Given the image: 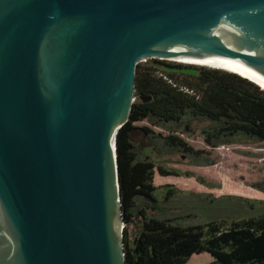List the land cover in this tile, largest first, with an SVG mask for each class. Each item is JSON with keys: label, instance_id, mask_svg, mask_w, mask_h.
<instances>
[{"label": "water", "instance_id": "1", "mask_svg": "<svg viewBox=\"0 0 264 264\" xmlns=\"http://www.w3.org/2000/svg\"><path fill=\"white\" fill-rule=\"evenodd\" d=\"M172 58L264 77V0H0V264H124L115 136Z\"/></svg>", "mask_w": 264, "mask_h": 264}, {"label": "trees", "instance_id": "2", "mask_svg": "<svg viewBox=\"0 0 264 264\" xmlns=\"http://www.w3.org/2000/svg\"><path fill=\"white\" fill-rule=\"evenodd\" d=\"M136 66L134 101L128 121L115 136V154L123 222L124 264H186L193 255L208 253L209 264H264V213L242 216L224 225L223 220L203 224H184L176 218H159L139 208L142 200L156 202L159 188L152 183L154 170L161 177H179L181 172L139 158L133 136L140 133L153 146L179 152L196 160L197 166L213 163L170 130L184 121H203L201 130L206 146L230 145L238 138L264 143V90L249 80L220 69L199 68L196 75L169 73L166 65ZM180 75L183 80L176 81ZM140 96L150 97L143 102ZM146 122L138 127L136 123ZM151 128L167 131L154 134ZM192 177L191 173H183ZM199 180V179H198ZM264 192V181L254 185ZM167 188L164 202L175 198L177 191ZM160 188V189H161ZM249 207V199L226 196ZM262 203V201H258ZM139 218L137 232L129 227L134 215Z\"/></svg>", "mask_w": 264, "mask_h": 264}, {"label": "rangeland", "instance_id": "3", "mask_svg": "<svg viewBox=\"0 0 264 264\" xmlns=\"http://www.w3.org/2000/svg\"><path fill=\"white\" fill-rule=\"evenodd\" d=\"M155 62L159 65L186 66L169 60L154 59L141 61L137 65H155ZM174 78L176 81L183 80L180 75ZM136 125L144 127L147 123L140 122ZM207 125L208 123L203 121H184L177 126L169 125L168 128L194 150L203 151L204 157L213 160L208 166H197L196 160L189 159L185 154L155 148L152 142L140 133L133 136V144L141 160L151 161L155 165L172 168L182 173L179 177H161L155 169L152 183L159 188L156 202L142 200L138 209L142 208L148 215L154 217L176 218L178 222L184 224H203L223 220L224 225H229L242 216H257L264 213V192L254 187L255 184L264 181V143L238 138L230 145L210 148L205 145L201 135V130ZM151 129L154 134H168L167 131L159 128ZM183 173H191L193 176L188 177ZM166 185L173 187L177 194L175 198L164 202L162 196L167 188L161 187ZM226 196L253 201L251 209L236 201L223 199ZM138 226L139 218L135 212L134 224L128 229L131 236L137 232ZM211 260L208 253H201L193 255L186 264H209Z\"/></svg>", "mask_w": 264, "mask_h": 264}, {"label": "bare ground", "instance_id": "4", "mask_svg": "<svg viewBox=\"0 0 264 264\" xmlns=\"http://www.w3.org/2000/svg\"><path fill=\"white\" fill-rule=\"evenodd\" d=\"M169 61L181 63L185 65H192L197 67H204V68H211V69H221L224 71H229L231 73H236L242 77H245L249 81H252L254 84H257L262 90H264V77L256 74L253 71H250L247 68L234 66V65H219V64H212V63H199L194 61L183 60L179 58H172Z\"/></svg>", "mask_w": 264, "mask_h": 264}, {"label": "flooded vegetation", "instance_id": "5", "mask_svg": "<svg viewBox=\"0 0 264 264\" xmlns=\"http://www.w3.org/2000/svg\"><path fill=\"white\" fill-rule=\"evenodd\" d=\"M178 67H183L181 65H166V67H164V69L168 68V69H173V68H178ZM169 73H176V72H172V71H167Z\"/></svg>", "mask_w": 264, "mask_h": 264}]
</instances>
